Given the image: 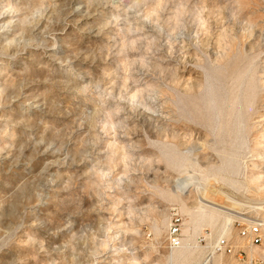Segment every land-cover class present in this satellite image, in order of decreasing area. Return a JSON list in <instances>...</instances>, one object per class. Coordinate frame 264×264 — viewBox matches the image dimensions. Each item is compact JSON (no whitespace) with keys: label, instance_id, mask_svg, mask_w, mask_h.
Listing matches in <instances>:
<instances>
[{"label":"rangeland","instance_id":"374dc122","mask_svg":"<svg viewBox=\"0 0 264 264\" xmlns=\"http://www.w3.org/2000/svg\"><path fill=\"white\" fill-rule=\"evenodd\" d=\"M238 215L264 219V0H0V264H264Z\"/></svg>","mask_w":264,"mask_h":264},{"label":"built area","instance_id":"2783aa9c","mask_svg":"<svg viewBox=\"0 0 264 264\" xmlns=\"http://www.w3.org/2000/svg\"><path fill=\"white\" fill-rule=\"evenodd\" d=\"M264 221L258 220L255 223L247 224L239 228L238 236L247 240L251 245L262 244V223ZM182 217L178 213H174L168 228L167 242L171 248H177L182 244ZM233 246L230 243L228 236L220 237L214 245V251L223 252L226 250L232 251ZM245 253L244 250H239L237 254L239 257Z\"/></svg>","mask_w":264,"mask_h":264},{"label":"bare ground","instance_id":"6f19581e","mask_svg":"<svg viewBox=\"0 0 264 264\" xmlns=\"http://www.w3.org/2000/svg\"><path fill=\"white\" fill-rule=\"evenodd\" d=\"M75 10L77 9V7L75 6L74 8ZM241 110V107H239ZM185 164H188L187 160L183 161L182 162V166H184ZM190 182H192V175L189 174V173H186L184 175H182L181 177H179L177 180H176V186L180 189H183L185 187H187L188 184H190ZM237 204V203H235ZM238 205V204H237ZM239 206V205H238ZM218 207V206H217ZM217 207H214L212 205H208L206 203H203V202H200V205L198 206V211L201 215V219H204V218H208L210 222H217V215L219 214L218 212L221 211V208H217ZM220 207V206H219ZM235 207V206H233ZM253 207V206H252ZM255 208H258V209H261L263 208L262 206H257ZM234 209V208H233ZM232 209V210H233ZM237 209V208H236ZM225 212V211H224ZM238 212V211H237ZM239 213V212H238ZM229 214V213H227ZM240 215H243V213H239ZM236 216V215H235ZM239 216V215H238ZM238 219H241V220H245V221H248L249 224H252V223H255L257 221H251V220H248V219H245L243 218L242 216H239L237 217ZM259 220H262L264 221V219H259ZM231 222H232V216L231 215H228V216H225L224 219L222 220V223L220 225V230H221V236L223 235H226L228 236L231 232H232V227H231ZM248 224V225H249ZM263 229H264V222L262 223V241H263ZM247 241V240H246ZM182 243H183V239H182ZM248 245L249 246H255V245H251L248 241H247ZM182 245V244H181ZM180 247V246H179ZM177 247V248H179ZM173 249H176V248H173Z\"/></svg>","mask_w":264,"mask_h":264}]
</instances>
